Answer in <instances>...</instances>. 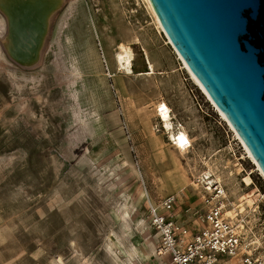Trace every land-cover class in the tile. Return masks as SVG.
I'll list each match as a JSON object with an SVG mask.
<instances>
[{
    "label": "rangeland",
    "instance_id": "374dc122",
    "mask_svg": "<svg viewBox=\"0 0 264 264\" xmlns=\"http://www.w3.org/2000/svg\"><path fill=\"white\" fill-rule=\"evenodd\" d=\"M60 5L30 64L6 52L0 11V264H162L147 199L176 195L191 225L201 172L224 184L229 215L264 246V176L145 0ZM120 45L131 74L115 62ZM160 103L184 142L169 141Z\"/></svg>",
    "mask_w": 264,
    "mask_h": 264
},
{
    "label": "water",
    "instance_id": "95a60500",
    "mask_svg": "<svg viewBox=\"0 0 264 264\" xmlns=\"http://www.w3.org/2000/svg\"><path fill=\"white\" fill-rule=\"evenodd\" d=\"M165 36L237 134L264 176V0H148ZM62 0H49L40 26L29 17V37L3 46L17 63L30 64L42 47L51 15ZM38 31L40 38L38 39Z\"/></svg>",
    "mask_w": 264,
    "mask_h": 264
},
{
    "label": "built area",
    "instance_id": "2783aa9c",
    "mask_svg": "<svg viewBox=\"0 0 264 264\" xmlns=\"http://www.w3.org/2000/svg\"><path fill=\"white\" fill-rule=\"evenodd\" d=\"M190 184L199 200L191 225L179 215L176 195L157 203L147 199V220L158 238L155 255L162 264H264V246L247 241L243 225L229 215L224 184L211 172L192 175Z\"/></svg>",
    "mask_w": 264,
    "mask_h": 264
},
{
    "label": "bare ground",
    "instance_id": "6f19581e",
    "mask_svg": "<svg viewBox=\"0 0 264 264\" xmlns=\"http://www.w3.org/2000/svg\"><path fill=\"white\" fill-rule=\"evenodd\" d=\"M49 0H0V6L2 9L8 13V15L11 17L13 22V30L14 34L9 40V47L14 48L16 50H20L21 47H23L24 42L27 41L29 37V28H28V19L29 17H32L34 19V25L37 27L40 26V24L45 21L49 17V10L47 3ZM148 8L152 12L154 19L156 21V24L158 25V28L162 30L160 24L158 23V20L155 16V14L152 11V8L149 4L148 0H145ZM61 6V5H60ZM46 37V36H45ZM40 38V31H38V39ZM2 42V41H1ZM170 43V42H169ZM171 44V43H170ZM115 62L119 66V68L127 74L132 73L131 68V62H132V53L128 49V47H124L120 45L119 51L115 55ZM183 67L187 71L188 75L190 76L191 80L194 82V84L198 87V89L207 97V99L212 103L206 92L203 90V88L200 86V84L197 82V80L194 78V76L191 74V72L188 70V68L185 66V64L182 62ZM116 65V64H115ZM153 73V68L151 65H149V69L143 74L149 75ZM213 104V103H212ZM214 105V104H213ZM215 107V106H214ZM221 118L227 123L231 131L235 134L237 140L241 143L243 146L245 152L247 153V157L250 158V160L256 165L253 158L250 156L249 152L237 136V134L234 132L230 124L226 121L224 116L219 112V110L215 107ZM169 108L164 103H160L157 108V117L162 123L163 129L168 133L169 135V141L172 143H180L184 142L187 137L185 134H177L174 131V127L172 124V118L169 113ZM257 166V165H256ZM258 168V166H257ZM259 170V168H258ZM260 171V170H259ZM261 174V172H260ZM262 175V174H261ZM247 178V177H246Z\"/></svg>",
    "mask_w": 264,
    "mask_h": 264
},
{
    "label": "trees",
    "instance_id": "16d2710c",
    "mask_svg": "<svg viewBox=\"0 0 264 264\" xmlns=\"http://www.w3.org/2000/svg\"><path fill=\"white\" fill-rule=\"evenodd\" d=\"M145 71H147V70H144V71H142V72H145Z\"/></svg>",
    "mask_w": 264,
    "mask_h": 264
}]
</instances>
